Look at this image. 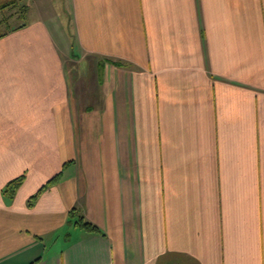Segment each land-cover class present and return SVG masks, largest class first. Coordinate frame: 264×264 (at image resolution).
Wrapping results in <instances>:
<instances>
[{
  "label": "crops",
  "instance_id": "crops-1",
  "mask_svg": "<svg viewBox=\"0 0 264 264\" xmlns=\"http://www.w3.org/2000/svg\"><path fill=\"white\" fill-rule=\"evenodd\" d=\"M61 2L0 37V264H264V0Z\"/></svg>",
  "mask_w": 264,
  "mask_h": 264
},
{
  "label": "trees",
  "instance_id": "trees-1",
  "mask_svg": "<svg viewBox=\"0 0 264 264\" xmlns=\"http://www.w3.org/2000/svg\"><path fill=\"white\" fill-rule=\"evenodd\" d=\"M5 9H13L16 10L15 14L17 16V19H19V21H22L23 23L15 26V27H11L9 26L8 29L4 32L0 33V37L5 35L6 33H8L9 31L18 29L22 26L25 25V17H26V10H27V5L25 3H21L20 4V0H10L4 3L0 4V11L1 10H5ZM10 17V16H9ZM9 20L8 16L6 18H4V23L8 24L7 21ZM59 174L53 176L50 180H48L45 184H43L36 193H34L33 195H31L28 198V205L31 206L33 205V203L35 202V200L37 199V197L40 195V193H42L43 190H45L48 186H50L52 183H54L55 181H57ZM23 181V175H20L18 177H15L11 180H9L2 188V193L8 197L11 198L14 196V194L16 193L18 187L21 185ZM75 224L79 225L80 227L84 228L85 230L89 231V232H93V233H98V234H103V232L100 230V228L91 223L90 221L85 220L82 216H79L77 218V220L74 222ZM38 260L35 259L33 261H31L28 264H34L36 261Z\"/></svg>",
  "mask_w": 264,
  "mask_h": 264
},
{
  "label": "rangeland",
  "instance_id": "rangeland-1",
  "mask_svg": "<svg viewBox=\"0 0 264 264\" xmlns=\"http://www.w3.org/2000/svg\"><path fill=\"white\" fill-rule=\"evenodd\" d=\"M25 3H27L29 5V8H30L29 15H28V17L30 19L35 18L36 11L39 8V6L43 10V14L45 13L44 16L46 17V19L49 17V13H51L50 10L52 11L53 14L56 13L58 15L59 9H61V7H62L61 0H26ZM43 4H44V6H43ZM59 18L62 22H65L64 16L61 17L59 14ZM13 23H15V22L13 21ZM4 27H5L4 25L0 26V30H3Z\"/></svg>",
  "mask_w": 264,
  "mask_h": 264
}]
</instances>
